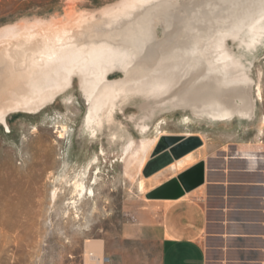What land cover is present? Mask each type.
Masks as SVG:
<instances>
[{
    "label": "rangeland",
    "instance_id": "374dc122",
    "mask_svg": "<svg viewBox=\"0 0 264 264\" xmlns=\"http://www.w3.org/2000/svg\"><path fill=\"white\" fill-rule=\"evenodd\" d=\"M131 1L0 0V30L23 24L22 28L30 27L29 31L35 26L43 27L42 32L47 35L63 36L66 29L59 20H66L67 16L79 21L99 18ZM192 3L201 8V0ZM110 4L114 6L99 11ZM183 10L167 6L157 15L178 23L186 16ZM144 33V59H155L171 49L155 45L151 23ZM230 45L229 41L225 44V51L230 52ZM262 49L255 53L257 61L246 71L260 84L262 94L253 122L211 125L198 122L191 115L187 120V116L176 111L149 121L150 128L141 130L142 111L139 114L128 106L116 115L125 125V131L117 138H111L107 127L91 135L84 126L87 104L76 80L72 87L56 89L58 98L53 103L46 101L48 95L43 97L39 101L43 110L38 114H10L8 132L0 125V264H86L89 241L105 243L104 264H156L157 221L161 205L169 200L147 197L172 174L158 176L166 167L145 178L143 169L162 134L198 137L203 162L211 158L232 162L242 158L245 151L258 154V162H264ZM188 81L191 89L183 96L188 100L182 97V101L201 107V79L191 77ZM216 82L210 78L206 84L215 86ZM79 181L85 183L87 191L82 200L74 192V184ZM127 228L136 231L125 237Z\"/></svg>",
    "mask_w": 264,
    "mask_h": 264
},
{
    "label": "bare ground",
    "instance_id": "6f19581e",
    "mask_svg": "<svg viewBox=\"0 0 264 264\" xmlns=\"http://www.w3.org/2000/svg\"><path fill=\"white\" fill-rule=\"evenodd\" d=\"M193 1L133 0L99 18L79 21L67 16L58 21L66 29L63 36L47 35L43 27L29 31L23 24L0 30V125L8 132L10 114H38L43 97L48 95L46 101L53 103L57 90L72 87L75 80L87 104L84 126L91 135L107 127L111 138H117L125 125L116 115L128 106L142 111L141 130L150 128L149 121L176 111L187 120L191 115L211 125L253 122L262 94L260 84L246 71L264 48V0H201V8ZM167 6L186 9L184 20L176 23L157 15ZM150 23L155 45L171 49L144 59L141 41ZM228 41L230 52L225 51ZM191 77L201 79V107L182 101ZM112 78L117 80L110 82ZM210 78L218 84H206ZM244 155L257 157L254 152ZM188 163L189 158L178 161L170 171ZM74 192L84 199L85 183L76 182ZM86 250V264L106 261L101 242L89 241Z\"/></svg>",
    "mask_w": 264,
    "mask_h": 264
},
{
    "label": "crops",
    "instance_id": "0c3cea01",
    "mask_svg": "<svg viewBox=\"0 0 264 264\" xmlns=\"http://www.w3.org/2000/svg\"><path fill=\"white\" fill-rule=\"evenodd\" d=\"M200 151L178 160L189 158L181 170H169L175 161L158 174L172 175L155 188L199 167L193 189L161 205L156 264H264V162L244 152L228 163L203 162ZM132 231L124 230L125 237Z\"/></svg>",
    "mask_w": 264,
    "mask_h": 264
},
{
    "label": "water",
    "instance_id": "95a60500",
    "mask_svg": "<svg viewBox=\"0 0 264 264\" xmlns=\"http://www.w3.org/2000/svg\"><path fill=\"white\" fill-rule=\"evenodd\" d=\"M201 146L202 143L198 137L163 136L156 144L151 158L143 169L142 174L145 178H148ZM198 169L199 167L165 182L160 187L153 190L147 199L177 200L181 198L185 192H189L193 189L192 185L197 181Z\"/></svg>",
    "mask_w": 264,
    "mask_h": 264
}]
</instances>
